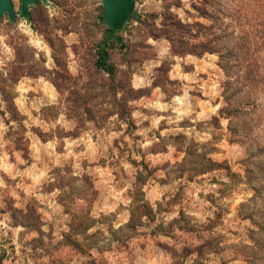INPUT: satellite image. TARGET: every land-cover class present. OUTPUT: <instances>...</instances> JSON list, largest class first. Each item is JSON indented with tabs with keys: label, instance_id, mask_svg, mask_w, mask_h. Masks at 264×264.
<instances>
[{
	"label": "rangeland",
	"instance_id": "374dc122",
	"mask_svg": "<svg viewBox=\"0 0 264 264\" xmlns=\"http://www.w3.org/2000/svg\"><path fill=\"white\" fill-rule=\"evenodd\" d=\"M12 2L15 19H0V264H253L254 208L241 204L254 149L220 112L218 53L175 54L168 32L180 20L186 42L206 41L205 12L220 26L251 0H134L111 37L102 0H37L29 16ZM102 47L114 75L96 65Z\"/></svg>",
	"mask_w": 264,
	"mask_h": 264
},
{
	"label": "trees",
	"instance_id": "16d2710c",
	"mask_svg": "<svg viewBox=\"0 0 264 264\" xmlns=\"http://www.w3.org/2000/svg\"><path fill=\"white\" fill-rule=\"evenodd\" d=\"M245 6L232 12H221L220 26H215L217 18L213 13L205 12L214 27L212 36L198 44H189L182 37L187 25L180 20L173 24L171 35L172 51L175 54H202L205 51L217 52L218 64L224 72L222 94L224 105L220 112L229 118V129L235 140L250 143L255 161L248 164L247 172L254 181L253 195L241 204L252 211L248 217L254 223L252 242L257 251L247 256L253 264H264V0H251ZM229 9L232 10V7ZM96 65L115 74V65L110 61L108 50H99ZM11 80H17L11 76ZM7 91H3L5 94ZM212 168L214 162L208 161Z\"/></svg>",
	"mask_w": 264,
	"mask_h": 264
},
{
	"label": "water",
	"instance_id": "95a60500",
	"mask_svg": "<svg viewBox=\"0 0 264 264\" xmlns=\"http://www.w3.org/2000/svg\"><path fill=\"white\" fill-rule=\"evenodd\" d=\"M45 1V0H43ZM37 0H21L20 13L29 16V7ZM104 11L103 20L110 27V37L115 36L116 31L122 28V25L128 20L132 13L134 0H102ZM7 14L13 21L15 19V10L12 0H0V19Z\"/></svg>",
	"mask_w": 264,
	"mask_h": 264
}]
</instances>
